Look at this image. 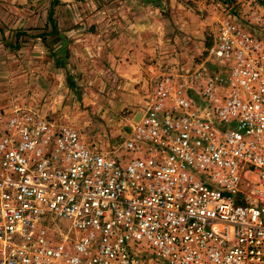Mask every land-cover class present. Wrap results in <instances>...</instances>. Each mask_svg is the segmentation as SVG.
I'll use <instances>...</instances> for the list:
<instances>
[{"label":"built area","instance_id":"obj_1","mask_svg":"<svg viewBox=\"0 0 264 264\" xmlns=\"http://www.w3.org/2000/svg\"><path fill=\"white\" fill-rule=\"evenodd\" d=\"M208 55L198 101L158 76L111 150L13 111L0 264H264V8L216 22Z\"/></svg>","mask_w":264,"mask_h":264},{"label":"rangeland","instance_id":"obj_2","mask_svg":"<svg viewBox=\"0 0 264 264\" xmlns=\"http://www.w3.org/2000/svg\"><path fill=\"white\" fill-rule=\"evenodd\" d=\"M102 1L131 5V0H0V134L13 111L19 108L71 126L86 142L90 140L106 150L121 142L118 139H122L123 133L112 140L107 139L108 131L123 132L133 110L114 109L118 94L109 91L100 49L120 32L117 23L124 24L133 15L102 14L99 7L95 11L92 7L101 6ZM155 1L164 3V0H135V8L145 14ZM179 1L186 5L191 2L195 14L200 13L198 7L212 4L221 20L243 21L251 9L264 8V0ZM160 12L164 13L161 9ZM152 13L155 17V11ZM76 23L82 25L74 28ZM93 24L97 29L87 26ZM212 42V32L205 30L199 58L206 61L208 70L215 68L208 55ZM90 48L98 54H90ZM111 89L117 90L114 86ZM104 117L113 119L114 124L106 125ZM56 224L63 231L69 229L65 219ZM69 236L75 237V232L69 231Z\"/></svg>","mask_w":264,"mask_h":264},{"label":"crops","instance_id":"obj_3","mask_svg":"<svg viewBox=\"0 0 264 264\" xmlns=\"http://www.w3.org/2000/svg\"><path fill=\"white\" fill-rule=\"evenodd\" d=\"M163 2L155 1L151 4V8L144 11L145 14L142 15L139 7L135 8V0H131V5H124L119 1L115 3L102 1L101 6H90L95 11L99 7L98 12L102 14L128 12L133 15L124 24L117 23L116 26L120 32L104 44L102 42V48L100 47L105 63L102 62L106 72L105 81L110 83V93L117 92L118 94L114 109L133 110L128 123H125L123 132L120 129L116 131L112 129L113 132L109 129L107 139L116 138L127 131L131 125L129 121L152 102L153 83L160 75L170 74L177 91L191 98L198 97L201 81L197 73H201V68L205 69L207 65L206 61H201L199 58L202 49L200 46L204 41V31L210 30L214 35L215 24L221 20V15L212 4L207 7L205 5L198 7L200 13L195 14L191 10L193 7L191 2L187 5L179 0H167L166 2L164 0ZM160 9L164 13L161 14ZM153 11H155V17ZM199 15L202 16L199 17ZM151 17L156 19H151ZM167 20L170 23L167 24L165 22ZM81 25L76 23L74 28ZM87 26H91L90 29H97L94 24ZM110 28H113L112 25ZM91 53L98 54V51L90 48ZM112 86L117 89L115 92L112 91ZM103 120L108 121L104 123L106 125L110 123V126L114 121L108 117H104ZM90 142L92 141L88 140V143ZM94 142H96L95 138ZM106 145L108 146L109 143Z\"/></svg>","mask_w":264,"mask_h":264},{"label":"trees","instance_id":"obj_4","mask_svg":"<svg viewBox=\"0 0 264 264\" xmlns=\"http://www.w3.org/2000/svg\"><path fill=\"white\" fill-rule=\"evenodd\" d=\"M51 18V15L49 14V19ZM51 33H53V32H55V30L54 29H51V31H50Z\"/></svg>","mask_w":264,"mask_h":264}]
</instances>
